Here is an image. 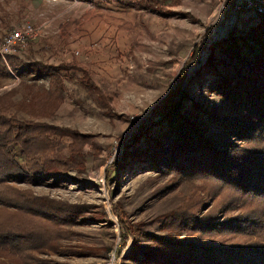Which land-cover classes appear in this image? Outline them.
Here are the masks:
<instances>
[{
	"label": "rangeland",
	"instance_id": "1",
	"mask_svg": "<svg viewBox=\"0 0 264 264\" xmlns=\"http://www.w3.org/2000/svg\"><path fill=\"white\" fill-rule=\"evenodd\" d=\"M24 22L32 32L0 55V113L67 132L15 157L31 164L44 146L74 164L5 183L23 193L0 204V233L44 241L27 257L0 247V264H145L162 238L264 244V232L184 229L206 214L264 217V201L169 166L191 124L212 131L207 114L228 113L223 89L264 46V13L230 0H0V44ZM184 70L180 108L157 117Z\"/></svg>",
	"mask_w": 264,
	"mask_h": 264
},
{
	"label": "trees",
	"instance_id": "2",
	"mask_svg": "<svg viewBox=\"0 0 264 264\" xmlns=\"http://www.w3.org/2000/svg\"><path fill=\"white\" fill-rule=\"evenodd\" d=\"M230 2L234 3L233 0ZM45 68L50 72L53 69L52 66ZM185 76L184 70L177 79V86L156 105L154 112L157 117H165L180 108ZM224 88L229 102L228 113L207 114L216 128L212 131L191 124L189 133L181 135L177 141L179 149L170 158L169 166L186 176L207 177L218 186L227 185L264 201V46L249 63L247 70L225 84ZM64 132L67 130L18 121L0 113V204L19 207L22 202L19 195L23 192L15 194L5 183L31 177L37 181L74 164L71 159L63 160V163L58 159H49L44 146H41L43 157L31 164L27 161L23 165L15 157L17 147L27 156L35 154L38 144H48L51 137L63 135ZM26 193L25 198H32L30 192ZM27 203L31 204L29 201ZM260 208L264 210V205ZM206 215L198 219L192 217L184 223L183 228L204 233L264 232V217L253 213L221 219ZM40 234H43L42 231L34 229L19 232L8 230L0 233V247L17 250L27 257L26 254H31L44 241ZM158 244L165 249L160 255L147 258L145 264H264V244L258 242L220 243L184 237L178 241L162 238Z\"/></svg>",
	"mask_w": 264,
	"mask_h": 264
},
{
	"label": "built area",
	"instance_id": "3",
	"mask_svg": "<svg viewBox=\"0 0 264 264\" xmlns=\"http://www.w3.org/2000/svg\"><path fill=\"white\" fill-rule=\"evenodd\" d=\"M235 5H241L246 9H250L257 14L264 13V0H233ZM230 5L226 2L221 3V10L229 9ZM32 32V27L28 22H24L19 28L12 29L7 36L4 37L0 44V55H6L13 52L15 46L24 43L25 38Z\"/></svg>",
	"mask_w": 264,
	"mask_h": 264
}]
</instances>
